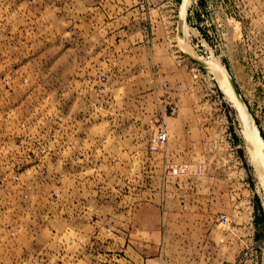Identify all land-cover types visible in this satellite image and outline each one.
Here are the masks:
<instances>
[{"label":"rangeland","instance_id":"1","mask_svg":"<svg viewBox=\"0 0 264 264\" xmlns=\"http://www.w3.org/2000/svg\"><path fill=\"white\" fill-rule=\"evenodd\" d=\"M216 66L261 149L264 0H0V264H144L117 247L159 251L163 199L216 225L168 264H264L245 111Z\"/></svg>","mask_w":264,"mask_h":264},{"label":"crops","instance_id":"2","mask_svg":"<svg viewBox=\"0 0 264 264\" xmlns=\"http://www.w3.org/2000/svg\"><path fill=\"white\" fill-rule=\"evenodd\" d=\"M208 198V197H207ZM251 208L254 210V205L251 203ZM251 221H254V218H251ZM160 226V243H159V251L146 252V245L143 244V251H140L137 245L140 242L135 241L134 243L129 242V235L125 238V243L122 246L117 247V251L124 252V254L129 253L130 258L134 259H142L144 264H168V259L172 257H177L175 253L181 252L184 250H192V242L189 239L184 238V235L187 228L190 227H201L202 238L209 239L208 241L213 240L215 236V228L216 225L210 219H184L180 217L178 211H168L167 206L165 205L164 199L161 202V217L159 220ZM185 233V234H184ZM188 240V241H187ZM197 241L196 243H198ZM131 243V244H130ZM183 244V245H182ZM132 245V246H130ZM121 248L123 250H121ZM183 248V250H182ZM130 251V252H129ZM151 253V254H149ZM132 255V256H131ZM209 255V252L204 251L203 257ZM150 258V259H147ZM156 258V259H153Z\"/></svg>","mask_w":264,"mask_h":264},{"label":"bare ground","instance_id":"3","mask_svg":"<svg viewBox=\"0 0 264 264\" xmlns=\"http://www.w3.org/2000/svg\"><path fill=\"white\" fill-rule=\"evenodd\" d=\"M181 13H182V10H181ZM209 65H211V64H209ZM215 71L217 72L220 81L223 82L225 84V86H227L230 89V92L235 96V98H236L235 100L237 101V104H239V106L242 107L243 111H245V106L241 102L239 94L237 93L234 85L232 84L231 80L229 79L226 71L220 66H216ZM244 115L246 117V121L243 120L245 140H246L247 144H250V146H251V147H249L250 152H251V155L253 157L255 167L257 168V172H258L260 179H261L262 192H263V194H262L263 212H264V144L261 143V149L259 147H257V141L256 140H259V139L256 138L255 131H254L255 127L251 122L250 114H248L247 110H246Z\"/></svg>","mask_w":264,"mask_h":264},{"label":"built area","instance_id":"4","mask_svg":"<svg viewBox=\"0 0 264 264\" xmlns=\"http://www.w3.org/2000/svg\"><path fill=\"white\" fill-rule=\"evenodd\" d=\"M157 141L160 143V144H164L165 141H166V135L164 133H160L158 136H157ZM172 173L175 171V169H171L170 170ZM220 221H226V217L224 215H221L219 217Z\"/></svg>","mask_w":264,"mask_h":264}]
</instances>
